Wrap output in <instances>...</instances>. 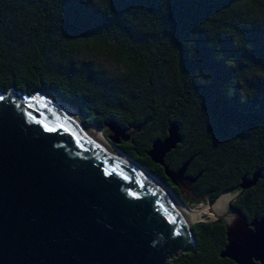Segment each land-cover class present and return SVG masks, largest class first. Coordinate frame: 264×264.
Returning <instances> with one entry per match:
<instances>
[{
    "label": "trees",
    "instance_id": "obj_1",
    "mask_svg": "<svg viewBox=\"0 0 264 264\" xmlns=\"http://www.w3.org/2000/svg\"><path fill=\"white\" fill-rule=\"evenodd\" d=\"M39 88L114 123L128 135L115 147L160 181L146 151L174 122L163 162L189 159L206 187L189 205L258 172L243 197L264 209V0H0V93ZM190 227L193 252L167 264H232L221 222Z\"/></svg>",
    "mask_w": 264,
    "mask_h": 264
},
{
    "label": "water",
    "instance_id": "obj_2",
    "mask_svg": "<svg viewBox=\"0 0 264 264\" xmlns=\"http://www.w3.org/2000/svg\"><path fill=\"white\" fill-rule=\"evenodd\" d=\"M44 91L0 93V264H167L192 253L191 224L169 195ZM104 126L114 148L118 137L128 139L114 123ZM179 141L171 122L146 151L173 185L195 180L183 176L189 159L176 170L163 162ZM258 176L243 174L226 202L237 219L225 221L226 243L218 256L234 264H264V217L246 224L231 206Z\"/></svg>",
    "mask_w": 264,
    "mask_h": 264
},
{
    "label": "flooded vegetation",
    "instance_id": "obj_3",
    "mask_svg": "<svg viewBox=\"0 0 264 264\" xmlns=\"http://www.w3.org/2000/svg\"><path fill=\"white\" fill-rule=\"evenodd\" d=\"M183 176H190L191 178H193V175L190 174L189 172H187L186 170L183 173ZM167 178H165V180L161 181L162 183H164L165 185H167V187L173 191V193H175L180 199L181 201L186 204V202H191L192 199H196L198 196H200V194H202L201 192L206 189V187L204 186V184H201V182H196L197 180V176H195V180L193 182H189L186 179L182 178L180 181L176 180V185L171 184L168 179L166 181ZM239 180L237 181V183L235 185H233V187L231 186V188L229 190H224L222 191L220 194H223L224 192H228V194H224V195H228L229 197L232 195V193L237 190V184H238ZM249 189V188H248ZM246 189V190H248ZM245 190V191H246ZM245 191H243L241 194H239L232 202H231V206L232 208H234L235 210H239L245 217V223L249 224L250 221L255 218H261L264 217V209L262 210H258V206L257 205H252L250 204L249 206L248 204V199L243 197ZM249 191V190H248ZM208 193H211V190L207 191ZM219 194V195H220ZM217 195V196H219ZM206 196V194H202V198H204ZM222 196V195H221ZM205 201V200H203ZM226 205V204H225ZM220 215V216H218ZM217 218H215L214 220H211L212 222H221L223 224V238H224V243L221 246V249L223 248V246L226 243V236H225V229H226V223L225 221L230 219L232 221L236 222V216L233 214V212L231 210H229L226 206L223 210L222 213H218ZM206 222V221H204ZM221 249L219 251H221ZM220 259H225L227 261V258L225 257H220ZM232 264H234L231 261ZM255 264H258L257 262H255Z\"/></svg>",
    "mask_w": 264,
    "mask_h": 264
},
{
    "label": "bare ground",
    "instance_id": "obj_4",
    "mask_svg": "<svg viewBox=\"0 0 264 264\" xmlns=\"http://www.w3.org/2000/svg\"><path fill=\"white\" fill-rule=\"evenodd\" d=\"M47 92L48 91H44ZM49 94V93H48ZM50 95V94H49ZM52 96V95H50ZM79 124H81L84 128H86L88 131H90L93 135H95L98 139H100L103 143H105L109 148H111L115 153H117L122 159H124L127 163H129L131 166H133L135 169H137L139 172L144 174L146 177H148L150 180H152L155 184H157L159 187H161L173 200V202L176 204L178 209L181 211L182 215L185 218V221L188 224H192V222L196 220L201 219H209L211 217L210 214H206L207 210L211 208L215 213L221 212L225 208V204L227 200L230 198L227 195H222L218 197L215 202L209 205H199L193 209L186 208L185 206L181 205L178 201H176L172 195L165 189L164 186H162L156 179H154L152 176H150L147 172H145L141 167H139L137 164H135L133 161L128 159L123 153H121L119 150L114 148L102 135L101 131L96 130L93 126H89L86 124H83L81 121L80 116L75 112L72 108L67 106L66 104L60 102L57 98L52 96Z\"/></svg>",
    "mask_w": 264,
    "mask_h": 264
},
{
    "label": "rangeland",
    "instance_id": "obj_5",
    "mask_svg": "<svg viewBox=\"0 0 264 264\" xmlns=\"http://www.w3.org/2000/svg\"><path fill=\"white\" fill-rule=\"evenodd\" d=\"M48 91V90H47ZM48 93L50 94V95H52L51 94V92L50 91H48ZM53 96V95H52ZM64 104H66L67 106H69L67 103H64ZM70 108H72L75 112H76V110L72 107V106H69ZM80 118H81V116H80ZM81 121H82V118H81ZM82 123L84 124V122L82 121ZM87 124V123H86ZM91 124H89V126H90ZM91 126H93L96 130H98V131H101L102 132V135H103V137L107 140V135L110 133V132H107L105 129L103 130V129H99V128H96L94 125H91ZM118 150V149H117ZM140 167V166H139ZM228 196V195H227ZM229 197V196H228ZM190 203L189 202H186V204H185V207L186 208H189V209H193V208H195V207H197V206H199V205H208L205 201H202L201 203H196V204H193V205H189ZM210 206V205H209ZM226 206V205H225ZM223 211H221V212H218V213H222ZM218 213H215L211 208H209L208 210H207V212H206V214H210L211 215V217L209 218V219H201V220H196V221H194V222H192V224L193 223H195V222H200V221H209V220H214L215 218H217L216 216H217V214Z\"/></svg>",
    "mask_w": 264,
    "mask_h": 264
}]
</instances>
